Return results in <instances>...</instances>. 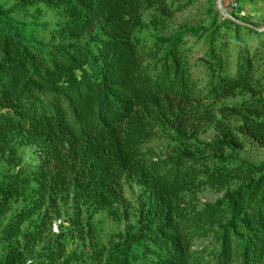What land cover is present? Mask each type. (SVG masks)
I'll use <instances>...</instances> for the list:
<instances>
[{
  "label": "trees",
  "instance_id": "16d2710c",
  "mask_svg": "<svg viewBox=\"0 0 264 264\" xmlns=\"http://www.w3.org/2000/svg\"><path fill=\"white\" fill-rule=\"evenodd\" d=\"M14 1L0 7V161L8 171L0 172V215L18 206L0 229V264L63 259L66 236L90 233L94 214L121 217L112 207L124 204L123 180L142 189L135 222L95 250L92 264H264V161L234 153L248 141L264 145L262 84L238 35L247 27L221 22L235 33L231 58L216 42L220 27L138 46L141 12L165 11L166 0ZM44 10L63 20L37 25L11 16ZM37 29L60 41L36 40ZM200 31L208 43L203 86L184 40ZM241 93L251 98L220 107L219 118L199 105ZM209 127L215 139L198 141ZM157 132L172 150L146 146ZM205 188L223 194L200 205Z\"/></svg>",
  "mask_w": 264,
  "mask_h": 264
},
{
  "label": "rangeland",
  "instance_id": "374dc122",
  "mask_svg": "<svg viewBox=\"0 0 264 264\" xmlns=\"http://www.w3.org/2000/svg\"><path fill=\"white\" fill-rule=\"evenodd\" d=\"M218 0H166L167 9L154 7L143 10L141 12V23L136 28L133 38L138 46L148 47L157 37L171 36L175 33L185 29H213L215 27L221 28V22L224 20L223 15L218 11L216 5ZM15 3L14 0H0V7L7 9ZM235 7H230L228 0H221L222 7L227 14L234 20H237L243 26L239 30L238 35L242 43H244L249 55L255 56L253 60L254 76L260 78L262 84L261 97H264V0H237ZM35 7H30L34 10ZM13 18L29 24H49L63 20V18L56 12L44 10L41 14L36 13H14ZM160 18V19H158ZM254 29L257 33L252 32ZM50 29V26H47ZM34 37L36 40L42 41L46 44H56L60 40L53 37L48 32H43L40 29L34 30ZM198 35H184L186 46L189 48V59L192 64L191 70L193 76L198 80L200 86H203L206 80L204 75V63L206 62V53L208 51V43L205 36ZM259 33V34H258ZM234 32L231 29L221 28V36L216 39L218 43L220 39L225 42L227 52L231 58L237 53L236 40ZM66 43V41H62ZM245 49V50H246ZM259 97V96H257ZM256 97V98H257ZM251 98L249 93H241L235 97H225L217 101L204 99L199 102L202 108L211 107L215 110L217 117H220L219 108L224 105L241 103ZM232 125L240 124V119L237 116L230 117ZM198 141L207 143L215 139L216 131L209 127L205 132L196 135ZM175 143L163 136L161 132H157L150 138L146 144L147 147L153 148L157 153L172 150ZM30 149L25 151L28 154ZM228 153V151H227ZM234 153L242 160L259 165L264 161V145L256 141H248L243 148L235 149ZM0 172L7 173V168L0 161ZM124 204L114 206L117 213L121 216L113 218L107 210L100 211L94 214L91 218L92 229L90 233L83 231L81 235H67V252L63 259H60L55 264H61L64 259H68L66 264H92L94 252L97 249H107L109 245L117 240V237L124 233L135 222V212L138 200L141 196V186L131 180H123ZM223 192H215L208 188L199 190L196 194L197 201L200 205L214 202L219 198ZM18 205L15 204L13 209ZM8 210L0 215V229L6 223L8 217L12 213ZM68 212L72 210L67 208ZM128 214L127 218L122 217L124 212ZM61 220L52 223V230L58 231V225ZM209 238H201L195 241L192 249H200L207 245ZM34 251L30 254L33 255ZM30 260L25 259L24 264H29Z\"/></svg>",
  "mask_w": 264,
  "mask_h": 264
},
{
  "label": "water",
  "instance_id": "95a60500",
  "mask_svg": "<svg viewBox=\"0 0 264 264\" xmlns=\"http://www.w3.org/2000/svg\"><path fill=\"white\" fill-rule=\"evenodd\" d=\"M218 11L223 15L224 18H227V19H230L236 23H239L237 20H234L232 19L228 14L227 12L224 10V8L222 7V4H221V0H218L217 1V5H216Z\"/></svg>",
  "mask_w": 264,
  "mask_h": 264
},
{
  "label": "built area",
  "instance_id": "2783aa9c",
  "mask_svg": "<svg viewBox=\"0 0 264 264\" xmlns=\"http://www.w3.org/2000/svg\"><path fill=\"white\" fill-rule=\"evenodd\" d=\"M236 2H237V0H228V3L230 4L231 8L236 6V4H237Z\"/></svg>",
  "mask_w": 264,
  "mask_h": 264
}]
</instances>
